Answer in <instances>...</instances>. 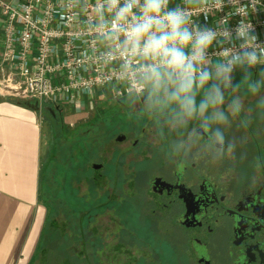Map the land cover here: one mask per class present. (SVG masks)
Wrapping results in <instances>:
<instances>
[{"label":"flooded vegetation","instance_id":"af4514ba","mask_svg":"<svg viewBox=\"0 0 264 264\" xmlns=\"http://www.w3.org/2000/svg\"><path fill=\"white\" fill-rule=\"evenodd\" d=\"M121 99L99 105L95 162L33 264H264V119L232 159L179 169Z\"/></svg>","mask_w":264,"mask_h":264},{"label":"clouds","instance_id":"9594fccd","mask_svg":"<svg viewBox=\"0 0 264 264\" xmlns=\"http://www.w3.org/2000/svg\"><path fill=\"white\" fill-rule=\"evenodd\" d=\"M93 8L90 26L120 102L165 158L179 169L232 159L253 112L264 119V0H96Z\"/></svg>","mask_w":264,"mask_h":264},{"label":"built area","instance_id":"2783aa9c","mask_svg":"<svg viewBox=\"0 0 264 264\" xmlns=\"http://www.w3.org/2000/svg\"><path fill=\"white\" fill-rule=\"evenodd\" d=\"M95 3L0 0V65L10 70L2 89H21L37 103L78 108L83 106V97L89 101L97 94L121 98L113 66L103 63V49L90 26ZM260 19L264 21V16ZM258 31L264 39V29Z\"/></svg>","mask_w":264,"mask_h":264},{"label":"crops","instance_id":"0c3cea01","mask_svg":"<svg viewBox=\"0 0 264 264\" xmlns=\"http://www.w3.org/2000/svg\"><path fill=\"white\" fill-rule=\"evenodd\" d=\"M1 49L0 39V53ZM9 74V68L0 65V264H29L47 213L38 194L40 163L49 141L43 111L60 109L62 116L75 122L93 103L98 102V109L109 98L97 94L89 101L83 97L82 108L75 104L37 103L25 97L21 89H2V81ZM17 79L14 76V83ZM19 100L33 104L25 106ZM42 123L47 129L45 141Z\"/></svg>","mask_w":264,"mask_h":264},{"label":"trees","instance_id":"16d2710c","mask_svg":"<svg viewBox=\"0 0 264 264\" xmlns=\"http://www.w3.org/2000/svg\"><path fill=\"white\" fill-rule=\"evenodd\" d=\"M18 102L25 106L33 104L30 100ZM43 117L48 127L49 141L40 163L38 194L47 213L34 258L29 264H33L48 245L53 229L55 199L65 204V197L72 190L71 184L81 180L79 176L96 157L97 112L92 118L73 127L64 121L60 109L53 111L48 108V111H43ZM57 190L60 192L55 195Z\"/></svg>","mask_w":264,"mask_h":264},{"label":"rangeland","instance_id":"374dc122","mask_svg":"<svg viewBox=\"0 0 264 264\" xmlns=\"http://www.w3.org/2000/svg\"><path fill=\"white\" fill-rule=\"evenodd\" d=\"M106 101H112L113 99H105ZM98 103V102H97ZM97 103H93L92 105H91V107H89V108H87L85 111L86 112H83L82 113V116H81V118L80 119H78L77 121H75V122H73V121H70V120H68V119H66V117L65 116H63V117H65L64 118V121L67 123V125H69V127H73L74 125H76V124H78L79 122H84V121H87L88 120V117H90V118H92L94 115H95V113H96V104ZM42 133H43V138H44V141H45V139L47 138V129H46V127H45V125H44V123H42ZM92 134H95V133H92ZM92 161H94L95 162V159H93ZM60 192V190H57V191H55V195L56 194H58ZM66 199H65V201L67 202V203H72V202H74V195L72 194V190H70L69 191V193H68V195H67V197H65ZM62 201V200H61ZM60 200H58V199H55V202H56V204H57V206L59 207V208H61V207H63V203L61 202ZM54 205V204H53ZM36 263H37V261H35Z\"/></svg>","mask_w":264,"mask_h":264},{"label":"water","instance_id":"95a60500","mask_svg":"<svg viewBox=\"0 0 264 264\" xmlns=\"http://www.w3.org/2000/svg\"><path fill=\"white\" fill-rule=\"evenodd\" d=\"M93 166H96L95 164H93Z\"/></svg>","mask_w":264,"mask_h":264}]
</instances>
